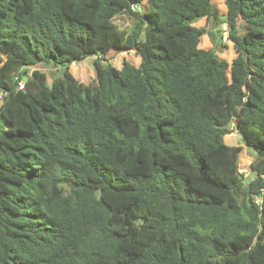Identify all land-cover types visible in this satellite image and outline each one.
I'll return each mask as SVG.
<instances>
[{"label": "trees", "instance_id": "trees-1", "mask_svg": "<svg viewBox=\"0 0 264 264\" xmlns=\"http://www.w3.org/2000/svg\"><path fill=\"white\" fill-rule=\"evenodd\" d=\"M224 4L231 62L212 0H0V264H264V0Z\"/></svg>", "mask_w": 264, "mask_h": 264}, {"label": "rangeland", "instance_id": "rangeland-1", "mask_svg": "<svg viewBox=\"0 0 264 264\" xmlns=\"http://www.w3.org/2000/svg\"><path fill=\"white\" fill-rule=\"evenodd\" d=\"M213 4L217 9L218 20L215 24L206 23L205 18H198L192 22L193 25L197 27H206L205 33L200 39V46L202 48H215L216 53L219 57L225 59L227 62H231L232 58L235 55V50L232 45V41L227 39V36L220 31V25L226 20V9L224 0H213ZM115 23L121 28H129L132 17L129 14H119L114 18ZM222 29V28H221ZM237 33L242 34L243 29L240 26H237ZM223 36V37H222ZM225 36V37H224ZM222 37V38H221ZM128 52V51H127ZM116 51H110V54H116ZM125 59L134 65L140 63V57L137 55L134 50H130L128 54H124ZM113 65L120 66L123 61V56L121 53L116 54L112 59ZM40 69L44 70L47 73V83L50 84L51 80L55 76L60 75V70L54 69V67L48 65L46 67L39 66ZM72 74L75 78L83 83L90 82L94 77V67L93 60L90 57H86L82 60L77 61V65L72 68ZM2 102V93L0 92V104ZM237 132H230L223 136V141L229 145H235V138L238 143L241 144L240 137H237ZM242 145V144H241ZM255 155V151L251 147L243 146L241 152L238 155L239 170L246 174L245 180L247 181L251 176H249V160Z\"/></svg>", "mask_w": 264, "mask_h": 264}, {"label": "built area", "instance_id": "built-area-1", "mask_svg": "<svg viewBox=\"0 0 264 264\" xmlns=\"http://www.w3.org/2000/svg\"><path fill=\"white\" fill-rule=\"evenodd\" d=\"M139 9V7H138V5H136V4H132L131 6H130V10H132V11H136V10H138ZM222 32L225 34V36H227V33H228V27H227V25L226 24H223L222 25ZM224 36V37H225ZM126 52L127 51H121V53H124V54H126ZM90 57H94V58H96L97 56L96 55H93V56H90ZM110 60V59H109ZM111 62V61H110ZM77 65V61H72L71 63H70V66L71 67H74V66H76ZM17 88L18 89H20V88H23V82L22 81H18V83H17ZM233 132H237V129L235 128H233ZM246 176V174H244V177ZM262 194L264 195V190H263V192H262ZM255 201L256 202H260L261 201V196H259V197H255Z\"/></svg>", "mask_w": 264, "mask_h": 264}, {"label": "crops", "instance_id": "crops-1", "mask_svg": "<svg viewBox=\"0 0 264 264\" xmlns=\"http://www.w3.org/2000/svg\"><path fill=\"white\" fill-rule=\"evenodd\" d=\"M225 1V0H224ZM212 3H213V0H212ZM129 52V51H128ZM128 52H126V55L128 54ZM119 53H121V52H117L116 54H119ZM116 54H110L109 53V56H110V61H111V63L113 64V61H112V59L116 56ZM121 55L123 56V60L125 59V55H123L122 53H121ZM90 58H92V60H94V57H90ZM122 64V63H121ZM121 64H120V66H121ZM115 66V65H114ZM120 66H115V67H117V68H119ZM75 67V66H74ZM72 68L73 67H71V66H69V70L71 71L72 70ZM55 69V68H54ZM72 73V72H71ZM74 76V75H73ZM75 77V76H74ZM237 137H239L238 136V134H237ZM234 144H240V143H238L237 142V140H236V138H235V143ZM251 160V159H250ZM249 160V161H250ZM245 174V173H244Z\"/></svg>", "mask_w": 264, "mask_h": 264}, {"label": "water", "instance_id": "water-1", "mask_svg": "<svg viewBox=\"0 0 264 264\" xmlns=\"http://www.w3.org/2000/svg\"><path fill=\"white\" fill-rule=\"evenodd\" d=\"M238 136H239L240 138L242 137V135H241V134H239Z\"/></svg>", "mask_w": 264, "mask_h": 264}]
</instances>
